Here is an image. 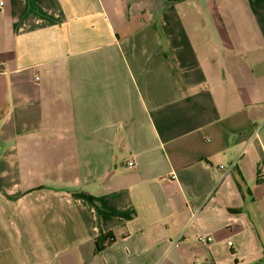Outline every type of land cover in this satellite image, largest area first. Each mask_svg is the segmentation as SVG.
<instances>
[{"label":"crops","instance_id":"crops-1","mask_svg":"<svg viewBox=\"0 0 264 264\" xmlns=\"http://www.w3.org/2000/svg\"><path fill=\"white\" fill-rule=\"evenodd\" d=\"M0 2V264H264V0Z\"/></svg>","mask_w":264,"mask_h":264},{"label":"trees","instance_id":"trees-1","mask_svg":"<svg viewBox=\"0 0 264 264\" xmlns=\"http://www.w3.org/2000/svg\"><path fill=\"white\" fill-rule=\"evenodd\" d=\"M116 242V237L113 233H107L96 239V253L100 254L106 250L107 246Z\"/></svg>","mask_w":264,"mask_h":264},{"label":"built area","instance_id":"built-area-1","mask_svg":"<svg viewBox=\"0 0 264 264\" xmlns=\"http://www.w3.org/2000/svg\"><path fill=\"white\" fill-rule=\"evenodd\" d=\"M3 7H4V2H0V12L2 11ZM130 165H132V164H130ZM235 166H236V162H233L227 166H220V168L225 170L227 173H230L235 169ZM213 241H214V239L212 237H208V236H201L199 238V243L202 245H209ZM230 246H232V243H230Z\"/></svg>","mask_w":264,"mask_h":264}]
</instances>
